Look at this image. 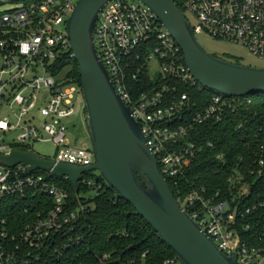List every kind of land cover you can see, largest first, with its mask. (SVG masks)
Wrapping results in <instances>:
<instances>
[{
    "label": "built area",
    "instance_id": "1",
    "mask_svg": "<svg viewBox=\"0 0 264 264\" xmlns=\"http://www.w3.org/2000/svg\"><path fill=\"white\" fill-rule=\"evenodd\" d=\"M173 1L186 16L192 15L197 37L240 46L264 60V0ZM78 2L9 1L17 7L3 12L7 2L0 0V159L14 151L33 152L31 146L37 142H50L57 153L47 161L79 168L96 162L92 146L73 147L68 138L66 121L76 116L75 101L83 94L59 71L64 58L75 60L68 21ZM94 37L161 174L168 182L186 178L203 152L192 134L236 114V98L217 93L207 102L183 93L185 87L198 93L205 88L191 74L181 46L138 1L109 3L99 15ZM217 159L225 162L222 155ZM258 165L264 170V158ZM94 174L85 175L81 185L96 188V180L86 178ZM58 180L69 181L54 177L53 171L32 172L26 164L8 167L0 162V264H85L74 258L83 241L79 228L85 207L76 198V209L71 208V194ZM229 183L236 185L231 201L221 192L208 194L204 187L176 199L226 256L237 255L238 264H264V247L249 244L237 229L238 219L264 210V199L253 196L238 169ZM7 207L16 208L24 220L2 218ZM94 257L93 264H110L112 259L110 254ZM165 264L180 263L176 259Z\"/></svg>",
    "mask_w": 264,
    "mask_h": 264
},
{
    "label": "water",
    "instance_id": "2",
    "mask_svg": "<svg viewBox=\"0 0 264 264\" xmlns=\"http://www.w3.org/2000/svg\"><path fill=\"white\" fill-rule=\"evenodd\" d=\"M112 1L79 0L68 21L95 164L88 168L56 164L23 151H14L0 162L8 167L26 164L32 172L53 171L58 179L68 178L77 193L85 175L97 172L172 249L180 264H238L237 255L226 256L179 204L140 124L118 94L98 54L94 37L97 21ZM135 1L151 9L170 32L183 49L191 74L205 89L230 98L264 94V68L236 65L208 54L173 0Z\"/></svg>",
    "mask_w": 264,
    "mask_h": 264
},
{
    "label": "trees",
    "instance_id": "3",
    "mask_svg": "<svg viewBox=\"0 0 264 264\" xmlns=\"http://www.w3.org/2000/svg\"><path fill=\"white\" fill-rule=\"evenodd\" d=\"M177 6L186 13L179 3ZM231 63L242 65L239 60ZM60 69L69 83L76 85L83 94L76 60L64 58ZM182 92L189 93L195 100L207 102L217 95L207 89L198 93L196 89L186 87ZM236 100V114L229 115L220 124H205L192 134L191 140L201 145L203 152L188 170L186 178L176 182L169 180L176 198L185 197L195 188L204 187L208 194L221 192L224 193V199L231 201L230 191L236 185L229 183V179L238 169L246 183H250L253 196L264 199V170L258 165L260 159L264 158V94ZM210 144L213 146L210 147ZM219 155L224 156V163L217 159ZM86 178L95 179L97 187L89 188L82 184L80 193L69 181L58 180L71 194V208L76 209V198L85 207L79 228L83 241L74 257L77 262L93 264L97 261L94 256L103 254L111 255L110 264H165L177 259L172 249L135 208L122 200L101 175L94 174ZM16 208L7 207L1 217L12 222L23 221L25 217L18 215L20 212L16 214ZM237 229L246 242L264 247V210L238 219Z\"/></svg>",
    "mask_w": 264,
    "mask_h": 264
},
{
    "label": "rangeland",
    "instance_id": "4",
    "mask_svg": "<svg viewBox=\"0 0 264 264\" xmlns=\"http://www.w3.org/2000/svg\"><path fill=\"white\" fill-rule=\"evenodd\" d=\"M4 1L7 2V4L2 6L3 12L13 10L17 7L16 4L8 2L18 0ZM187 18L193 26L196 25V22L192 15L187 13ZM197 38L202 48L210 55L231 62L239 60L242 65L247 67L264 68V60H260L245 48L231 43L217 41L207 36H199ZM84 105V98L79 97L75 101L76 116L73 119L66 121V126L68 127V138L70 139L72 146L77 148L83 147L85 145L92 146L86 124V114ZM42 112L43 113H41L40 118L44 120L47 116L46 110L42 109ZM15 136L11 140H9V143L13 142L12 140L15 138ZM31 148L36 155L46 160H53L57 153L56 146L50 142H37L33 144ZM96 175H99V173L96 172Z\"/></svg>",
    "mask_w": 264,
    "mask_h": 264
},
{
    "label": "crops",
    "instance_id": "5",
    "mask_svg": "<svg viewBox=\"0 0 264 264\" xmlns=\"http://www.w3.org/2000/svg\"><path fill=\"white\" fill-rule=\"evenodd\" d=\"M84 107H85V105H84ZM85 114H86V110H85ZM86 124H87V115H86ZM87 129H88V127H87ZM88 133H89V130H88ZM89 137H90V134H89ZM90 142H91V139H90ZM89 144V143H88ZM92 144V143H91ZM85 146H91V145H85Z\"/></svg>",
    "mask_w": 264,
    "mask_h": 264
}]
</instances>
